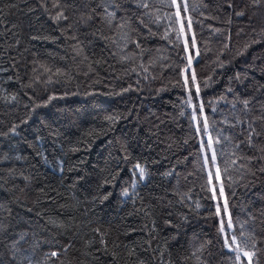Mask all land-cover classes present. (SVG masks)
<instances>
[{
    "label": "trees",
    "instance_id": "obj_1",
    "mask_svg": "<svg viewBox=\"0 0 264 264\" xmlns=\"http://www.w3.org/2000/svg\"><path fill=\"white\" fill-rule=\"evenodd\" d=\"M59 2L67 21L52 19L61 10L52 7L54 0H0V224L7 225L0 253L7 258L3 245L27 233L30 242H58L36 252L42 259L60 249L52 264H235L215 215L223 198L211 201L206 191L200 146L207 137L194 131L179 75L190 54L197 57L192 68L213 136L222 131L241 142L238 150L227 141L215 148L222 170L228 161L223 179L235 234L243 224L241 239L249 247L256 242L253 264H264V197L257 199L264 191V160L246 159L261 155L248 146L246 125L224 123L240 114L256 117L257 131L264 129V0H188V36L196 39L190 53L171 42L174 33L164 36L167 19L149 31L136 20L143 10L134 0H119L118 18L131 17L138 29L131 39L141 43L142 61L133 44L121 52L112 43L122 42L97 15L104 0ZM151 2L161 16L174 12ZM81 45L87 61L75 51ZM121 54L132 59L121 60ZM243 99L250 100L246 114ZM108 115L120 118L109 123ZM253 139L264 144V135ZM233 151L241 157L234 165ZM201 243L198 261L192 252Z\"/></svg>",
    "mask_w": 264,
    "mask_h": 264
},
{
    "label": "snow or ice",
    "instance_id": "obj_2",
    "mask_svg": "<svg viewBox=\"0 0 264 264\" xmlns=\"http://www.w3.org/2000/svg\"><path fill=\"white\" fill-rule=\"evenodd\" d=\"M135 6L138 9H142L143 11L140 12L138 16H136V20L139 25L143 26L144 28L151 31L150 24L156 23L158 24L161 19H167L168 20V28L164 33V36L166 38L170 39L169 33H174L175 40L171 41L176 46H182V50L184 53L189 52V46L194 48L196 46V39L195 35L193 34L191 36V39L189 40L188 32L192 29V17L188 14L189 11V5L188 0H157V3L166 7L174 8V12L167 13L165 12L163 16L160 15V7H157L156 4L152 3L151 0H134ZM42 7H45V10L47 11L46 5L42 2ZM231 6V5H229ZM9 7H15V5H9ZM53 8H61L59 0H54V3L52 4ZM99 7L103 8L102 14L98 13L97 15L101 16V22L105 24L110 30L115 28L117 31L114 33V35H119L120 41L122 43H117L116 40H112V43L115 44L117 47L121 48V52H123V49L127 48L129 44H133L135 48L140 49L139 52L134 53L137 57H139L142 61L144 50L141 47V43L138 40H132L131 39V33L138 31L137 28L132 27V19L128 16H121L118 18V13L123 10L122 4L119 2V0H104V2L99 5ZM95 12V9L92 10ZM241 13H237V15H240ZM133 15H136L133 13ZM93 17L91 15L88 16V19L91 20ZM55 21H67L69 17L65 15V12L63 8H61L60 11H57L55 16L52 17ZM119 19V22L117 23V20ZM147 19V22H146ZM15 27V25H13ZM68 28L71 29L72 25L69 24ZM127 29V30H126ZM75 39V37H72ZM101 38L108 40L109 37L104 36L101 34ZM16 43H19V40L16 41ZM79 44V41H78ZM75 51L77 55L83 56V61L88 60V56L84 54V48L81 45L80 47H76ZM112 55H116V53H112ZM121 60H131V55H123L120 56ZM187 63L179 69V75L183 78L182 87L187 91V99L185 103L191 107L192 111L190 114V120L193 123L194 131L199 136H206L207 139H201V146L200 151L205 152V149L211 150V155H204V167L208 168L207 175H206V191L210 193L209 199L211 201H217L218 197L223 198V203H217L215 206V215L217 217H221L218 231L220 234H222L223 239V247L228 249L230 252H233L235 254V264H253V257L256 255L255 247L256 242L253 240L251 241V247H249V241L247 239H241L245 237V232L243 230L244 225L241 224L240 228V234L237 236L235 234V225L233 223L232 216L229 212V204L228 200L225 195V183L223 177L225 174L228 173V161H225V167L223 170L220 167V164L218 163V156H217V150L215 148L216 144L222 143V141H227L228 143L233 145L234 149H239L241 142L236 141L233 143V138L231 136H224L222 131H218L216 136H213L212 128L213 124L210 122L208 115L205 113V104L202 100H199L200 96V85L197 82V75L195 70L192 68V56L189 54L186 57ZM82 61V62H83ZM152 61L149 60V63ZM96 64H99L100 61H95ZM140 67L143 69L144 72L148 71V68H145L143 66V62H141ZM89 71H92V64H88ZM135 67L132 68V71H135ZM46 71H50L46 69ZM60 70L57 69V72ZM87 74V73H85ZM194 89V91H193ZM231 91V89H229ZM194 98L198 100V103H194ZM12 100H15L16 97L12 96ZM49 100L52 99L50 96L48 98ZM47 103V101H45ZM211 103V102H209ZM243 108L241 109V112L246 114L251 109L249 108L250 100L249 99H243L241 101ZM39 105H37L38 107ZM232 108L235 110L236 103H232ZM215 111V109H213ZM120 117L118 115H108L105 117V120H107L109 123H115L116 120H118ZM256 117H253L251 120H247L242 118L240 114H237L235 116L234 123L232 121H229L227 119L224 120L225 124H231L233 127L236 125H240L242 128L244 125H246V140L249 147H256L257 150L261 153L259 157H246L248 161H252L253 159H259L264 160V144H261L257 146L254 143L253 137H260L261 135H264V129L261 131H257L255 125ZM259 119L261 121H264V114H262ZM11 133H16V126L13 125L10 130ZM6 134V133H5ZM39 155V153H38ZM232 156L236 157L235 159L231 160V164H236L237 159H241V157L236 156V152H232ZM214 166V171L212 168H209V165ZM246 165H241V167H245ZM136 168L139 169V176L141 179L145 178V169L141 167L139 164L136 165ZM63 171V169H61ZM260 172H264V167H261L259 169ZM27 179V178H26ZM227 179L231 180V177L228 176ZM134 186V185H133ZM125 195H127V191L125 190ZM199 207V205H197ZM10 211V210H9ZM222 212L224 216H226V220L222 217ZM7 229V225L0 224V233L5 232ZM232 229V233H229L228 230ZM98 231V230H97ZM35 235V234H34ZM27 233L20 234L17 239H13L10 241L9 244L3 245V247L7 250V258L4 257L3 253H0V264H52L51 258L52 257H58L60 254V249L57 250H51L49 252H45L43 254L42 259H36V252L41 247L42 244H56L58 243L54 239L52 241H49L47 239L39 240V239H33L31 242L26 239ZM21 242L23 244L27 245V248L22 247ZM103 242V241H102ZM205 243L210 244L211 241H207ZM205 243L199 244L198 247H196L192 255L199 261L200 256L197 255L198 252H201L204 247ZM68 245L63 246V251H67ZM246 258L245 259H242ZM140 264H144L143 261L140 262ZM167 264H174L173 261L169 260ZM202 264H206V262H202Z\"/></svg>",
    "mask_w": 264,
    "mask_h": 264
},
{
    "label": "rangeland",
    "instance_id": "obj_3",
    "mask_svg": "<svg viewBox=\"0 0 264 264\" xmlns=\"http://www.w3.org/2000/svg\"><path fill=\"white\" fill-rule=\"evenodd\" d=\"M188 53H190V49H189V52H188ZM196 60H197V57H196L195 59L192 58V66H193V64H194V62H195ZM255 101H258V99H256ZM206 150H207V149H205V152H203L204 155L207 154V151H206ZM209 166H210V165H209ZM209 166H208V167H209ZM260 193H261L263 196H262V195H258V196H257V199H260V198H263V197H264V191L262 190V192H260ZM260 193H259V194H260ZM260 196H261V197H260Z\"/></svg>",
    "mask_w": 264,
    "mask_h": 264
}]
</instances>
